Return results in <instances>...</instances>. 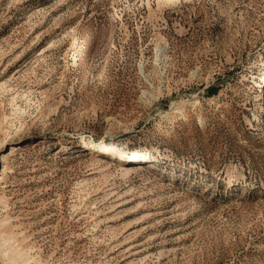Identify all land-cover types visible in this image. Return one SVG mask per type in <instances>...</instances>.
Listing matches in <instances>:
<instances>
[{
    "label": "rangeland",
    "instance_id": "obj_1",
    "mask_svg": "<svg viewBox=\"0 0 264 264\" xmlns=\"http://www.w3.org/2000/svg\"><path fill=\"white\" fill-rule=\"evenodd\" d=\"M0 264H264V0H0Z\"/></svg>",
    "mask_w": 264,
    "mask_h": 264
},
{
    "label": "bare ground",
    "instance_id": "obj_2",
    "mask_svg": "<svg viewBox=\"0 0 264 264\" xmlns=\"http://www.w3.org/2000/svg\"><path fill=\"white\" fill-rule=\"evenodd\" d=\"M11 121V118L9 119V122ZM119 146H123V147H125V145H119ZM126 148V147H125ZM121 150H123V148H121ZM121 150H118L116 147H106L105 145H103L102 147H101V152L104 154V155H109V154H114V155H116V154H119V155H124V156H126V153H124V152H122ZM90 154H89V156H87L88 158H90V159H93V158H96V156H95V154L92 152V151H88ZM85 153H87V152H84V156H85ZM142 153H144V152H142V151H138V150H135V151H133V154L135 155V156H137V155H139V154H142ZM150 155H152V154H150ZM83 156V155H82ZM155 156V155H154ZM157 156V155H156ZM119 157H121V156H119ZM122 167V175H124V176H127V175H129V174H131L132 172H134V171H136L137 169H141L142 168V166H140V165H137V166H130L129 165V167H131V168H126V167H124V166H121ZM233 182V180L232 181H230V183H232ZM4 254V253H3ZM26 255V253H17V255L15 254V255H13L12 256V258H10V257H8V259L9 260H13V258L14 257H16L19 261L21 260V261H25V262H27L26 260H27V258L25 257L24 258V256ZM17 263V262H16Z\"/></svg>",
    "mask_w": 264,
    "mask_h": 264
},
{
    "label": "trees",
    "instance_id": "obj_3",
    "mask_svg": "<svg viewBox=\"0 0 264 264\" xmlns=\"http://www.w3.org/2000/svg\"><path fill=\"white\" fill-rule=\"evenodd\" d=\"M209 92H210V94H212V95H215L216 93V90H214V89H209Z\"/></svg>",
    "mask_w": 264,
    "mask_h": 264
}]
</instances>
